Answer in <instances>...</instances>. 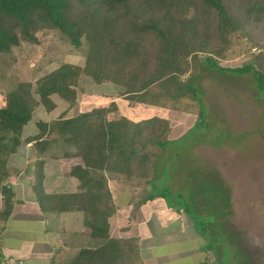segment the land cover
<instances>
[{"label":"trees","instance_id":"trees-1","mask_svg":"<svg viewBox=\"0 0 264 264\" xmlns=\"http://www.w3.org/2000/svg\"><path fill=\"white\" fill-rule=\"evenodd\" d=\"M45 29L57 31L82 51L85 64L63 61L34 82L20 81L0 105V220H8L14 209L15 194L6 183L12 173L10 157L22 144L24 127L36 108L53 111V96L58 95L67 110L50 122L39 120V133L25 141L34 142L39 156L53 143L73 147L74 152L64 154L81 159L71 170L80 191L47 193L44 161L38 163L35 191L44 211H84L90 235L97 240L62 264H145L138 237L110 233L117 205L108 175L144 188L133 196L132 216L148 201L164 197L153 188L172 142L171 122L162 116L117 115L115 101L67 117L79 103L80 78L112 83L127 100L155 106L182 97L199 100L195 83L204 66L252 72L264 88V72L252 63L227 67L213 59L233 51L238 40L256 43L257 30L264 32V0H0V53L23 41L37 43V33Z\"/></svg>","mask_w":264,"mask_h":264},{"label":"rangeland","instance_id":"rangeland-1","mask_svg":"<svg viewBox=\"0 0 264 264\" xmlns=\"http://www.w3.org/2000/svg\"><path fill=\"white\" fill-rule=\"evenodd\" d=\"M37 36V43L23 41L11 52L0 53V105L20 81L34 82L63 61L84 66L83 52L76 51L57 31L45 29ZM200 56L205 58L203 53ZM213 59L227 67L252 63L255 69L264 72V32L257 30L256 43L238 40L233 51ZM82 76L79 84L82 91L79 93L84 104L79 110L106 105L108 96L117 95L116 91L110 90L111 85L97 84L92 77ZM195 86L199 100L182 97L164 106L152 105L158 109H144V105L151 104L131 102L118 93V97H124L126 101H120L121 112L117 115L142 119L159 110V115L154 116L169 117L174 125L172 142L160 160L153 188L156 193L166 194L153 205L160 211L158 224L162 223L161 216H166L169 222L187 217L198 230L215 232L222 241L216 244L214 262L211 252L207 254L206 258L213 264H264V249L259 246L262 244L259 237L252 233L250 236L245 230L251 226L247 216L251 195L245 184L248 170L242 167L253 157L255 188L261 193L264 183V88L258 87L252 72L207 66L202 68ZM215 155L219 156L217 160ZM230 162L236 164L235 167L224 171L231 173L238 182L235 185L238 194L233 202L235 216L229 219L239 224V235L230 234L220 223L232 201L231 185L223 177L221 165L228 167ZM167 207L171 211L166 212ZM154 223L157 225L155 220ZM263 223L262 216L256 218L257 226ZM189 233L187 230L176 235L179 238ZM157 247L163 264H169L176 258L178 249Z\"/></svg>","mask_w":264,"mask_h":264},{"label":"crops","instance_id":"crops-1","mask_svg":"<svg viewBox=\"0 0 264 264\" xmlns=\"http://www.w3.org/2000/svg\"><path fill=\"white\" fill-rule=\"evenodd\" d=\"M82 79L83 76H81L80 82ZM106 84L111 85L110 90L117 93V95H113L115 97L108 96L109 100L106 99V105L115 101L121 112L120 101H126L124 97H121L124 96L123 91L112 83ZM118 93L122 95L118 97ZM53 99L57 104L53 111L48 112L43 105L36 108L33 119L24 127L22 144L9 160L12 173L6 183L12 188L15 198L14 209L8 220H0V264L10 256L24 259L25 264H62L66 260L74 258L82 248L94 246L97 243V240L90 235L84 211L72 210L61 213L44 211L38 201L35 185L39 161H44V187L47 193H77L80 191V182L71 175V170L73 166L81 163V159L64 154L65 152H74L73 147L64 146L62 142L53 143L44 155L39 156L34 142L25 141L27 138L39 133L37 126L39 120L50 122L67 110L68 104L58 95H54ZM83 104L84 101L80 98L79 93V103L68 111L67 117H73L85 111L78 109L83 107ZM144 106V109L155 108L152 105ZM155 109H158V107ZM156 111L154 115H159V110ZM171 126L170 137L174 133L172 120ZM218 157L215 155L216 160ZM235 165L233 162H230L228 167L225 164L221 165L222 175L226 177V182L231 185L232 201L230 207L226 209L227 214L221 218L220 223L230 234L239 235L241 231L239 224L237 222L235 224L229 219V217L235 216L233 202L238 194L235 186L238 182L234 180L231 173H225L224 171L226 169L231 170ZM242 167L248 170L245 184L247 185L248 194L251 195V203L247 205V216L250 218V224L248 225L251 226L246 227L245 230L250 236L251 233L257 234L256 237H259L258 240L262 243L259 246L264 249V223L262 226L256 225L257 217L262 216L264 222V183L262 182V192H257L253 157L247 164L243 163ZM262 178L264 181V172ZM108 184L117 205V211L111 219L110 233L117 238L138 237L145 264L164 263L158 253V245L164 249H178L176 258L169 264H203L204 262L213 264L218 246L216 244L222 241L219 235H215L216 233L211 230H198L192 221L186 219L187 217L169 222L168 218H165L166 216H161L163 219L159 225L158 213L160 211H157L153 205L161 200L162 197L160 196L143 204L135 216H132L133 196L136 197L139 193H142L144 188H134L129 183L124 182L121 177L115 175H108ZM168 211H171L169 207L166 208V212ZM229 220L232 222H229ZM176 222H179V224L177 225ZM226 226L231 228L227 229ZM187 230H190L188 235L177 237L176 234H182ZM184 245H186V249ZM210 252L212 254L211 258L214 257L213 262L206 258Z\"/></svg>","mask_w":264,"mask_h":264},{"label":"built area","instance_id":"built-area-1","mask_svg":"<svg viewBox=\"0 0 264 264\" xmlns=\"http://www.w3.org/2000/svg\"><path fill=\"white\" fill-rule=\"evenodd\" d=\"M3 198L4 195L2 194V192H0V209L2 208ZM2 264H25V260L18 257L10 256L6 258Z\"/></svg>","mask_w":264,"mask_h":264}]
</instances>
